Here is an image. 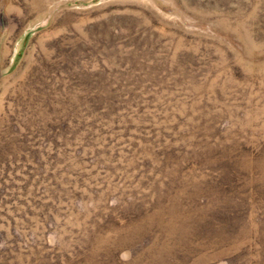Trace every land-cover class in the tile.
<instances>
[{"label": "rangeland", "instance_id": "1", "mask_svg": "<svg viewBox=\"0 0 264 264\" xmlns=\"http://www.w3.org/2000/svg\"><path fill=\"white\" fill-rule=\"evenodd\" d=\"M0 264H264V0H0Z\"/></svg>", "mask_w": 264, "mask_h": 264}]
</instances>
